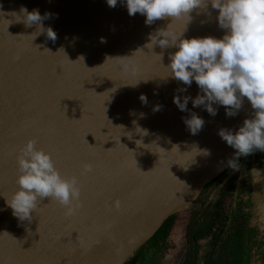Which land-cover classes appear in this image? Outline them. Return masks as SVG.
<instances>
[{
    "label": "water",
    "instance_id": "95a60500",
    "mask_svg": "<svg viewBox=\"0 0 264 264\" xmlns=\"http://www.w3.org/2000/svg\"><path fill=\"white\" fill-rule=\"evenodd\" d=\"M22 6L29 12L38 10L42 17L52 14L41 24L56 33L55 41L43 31L39 34L38 25L25 26ZM198 27L208 36L224 34ZM146 34L144 17L129 16L120 3L110 8L106 0H0V264L81 263L92 242V230L108 213L111 190L138 180L120 161L135 135L150 130L162 135L155 137L157 144L176 150L192 146L165 133V126L159 124L158 118L165 119L169 107L148 114L145 109V119L137 117L136 109L143 106L141 85L154 80L158 68L153 64L165 63L164 53L170 51L155 45L150 60L147 39L143 43L146 52L140 51ZM100 37L106 43H100ZM166 79L168 87L178 82ZM250 113L246 102L223 128L235 131ZM168 114L176 122L175 111ZM152 119L156 122L151 124ZM28 139H35L38 148L50 153L61 176L78 178L79 206L73 214H66L63 206L48 198L37 201L30 221H19L7 207L5 199L17 188L16 155ZM217 143L215 154L198 169L197 179H175L194 186L190 202L166 215L119 264L228 168L226 161L234 149L219 136ZM84 164L92 170L81 175ZM170 180L174 178L141 182L165 184Z\"/></svg>",
    "mask_w": 264,
    "mask_h": 264
},
{
    "label": "clouds",
    "instance_id": "9594fccd",
    "mask_svg": "<svg viewBox=\"0 0 264 264\" xmlns=\"http://www.w3.org/2000/svg\"><path fill=\"white\" fill-rule=\"evenodd\" d=\"M118 3L126 7L129 16L142 15L146 26L166 18H186L184 31L176 34L169 30L168 25L158 28L149 34L147 44L152 48L158 45L161 49H174L169 52L168 64L164 66L168 70L166 78L185 85L180 91L186 92L193 82L199 89L194 98L173 96L178 110L190 113L183 118L189 133L196 135L205 123L202 117L188 109L189 100L193 108L202 106L210 116L217 114L216 106H222L226 117L238 115L246 100L251 113L239 127L235 131L230 128L217 131L220 139L234 149L226 164L239 171L241 157L246 158L256 151L264 152V0H106L110 8ZM209 6L216 11V23L224 34L220 38H185L186 25L192 19L191 12ZM20 13L25 26L36 24L41 29L39 34L43 31L48 39L55 41L56 33L41 24L52 14L45 13L42 17L38 10L29 12L23 6ZM100 43H106V39L100 37ZM159 55L162 61L163 53ZM139 100L142 105L148 103L144 94L139 96ZM161 107L157 104L152 110L157 112ZM203 151L207 153V150ZM16 165L17 188L5 199L14 217L19 221H30L37 201L45 198L63 206L66 214L74 213L80 198L78 178L61 176L50 153L38 148L35 139H28L19 149ZM91 170L90 164H84L81 175ZM119 206V201H114V207Z\"/></svg>",
    "mask_w": 264,
    "mask_h": 264
},
{
    "label": "bare ground",
    "instance_id": "6f19581e",
    "mask_svg": "<svg viewBox=\"0 0 264 264\" xmlns=\"http://www.w3.org/2000/svg\"><path fill=\"white\" fill-rule=\"evenodd\" d=\"M193 11L194 14L191 12L193 14L191 22L188 23L190 27L197 29L199 27L196 24H201L207 25V28L211 31L215 30L214 24L212 28L208 25L211 19L209 18L210 13L209 15L206 14V9L200 8ZM210 11L213 17H216V11L213 9H210ZM177 21L179 20L177 19ZM177 21L166 18L162 21L157 20L150 26L145 25L147 34L140 41V51L146 52L143 43L146 39L147 43L149 42V34L155 32L153 28H157V26L164 28L169 24L168 28L171 31V26L176 23V28L174 27L176 31H184L185 26L181 28L182 24L179 25L180 22ZM214 21H216L215 18H213ZM206 22L208 23L206 24ZM147 45V52H149V58H151L153 49L151 44ZM169 52H171V49ZM164 54L165 63L163 62V65L159 64L161 66H158L159 68L157 67L158 64H154L158 68L157 72H154V80L150 81L148 86L146 82L141 85L140 94L147 96L148 103L136 109L137 117L144 120L149 111L159 113L169 107L170 112L168 113L174 111L176 113V122L170 119L172 116L164 113L165 119L164 116L158 118L160 120L159 124L165 126L164 132L167 130L169 131L167 134L175 135L176 138H181L185 142H192L189 144L192 146L176 150V148L173 149L166 144H157L155 137L161 138L162 135H154V132L150 130L146 131V135L143 131L135 135L134 139L130 141L131 148L121 154L120 161L128 173L133 177H138V180L135 183L111 190L108 199V213L104 218V222L92 230V242L88 244L86 253L79 264H119L122 258L132 252L136 244L145 239L166 215L181 209L189 203L195 189L194 186L175 179H186L187 181L197 179V171L202 163L216 152L218 129L225 127L233 118L225 116L222 106H216L218 109L217 114L210 116L202 106L193 108L191 100H189L188 109L205 121L203 130L196 135L190 134L183 122V118H187L190 113L178 110L173 103V96L183 97L188 95L194 98L199 89L195 83L187 88L186 92L180 91L184 87H181L178 82L168 87V80L165 78V76H168V70L165 66L168 63L169 53ZM157 104L162 106L161 110L153 112V106ZM145 109L147 114H144ZM141 113H143V116L140 115ZM155 122L156 119H152L150 123ZM156 130L159 131V129ZM203 150H207V153ZM164 177L174 178V180H170L165 184L141 182V180L152 181ZM114 201H119V208L114 207Z\"/></svg>",
    "mask_w": 264,
    "mask_h": 264
},
{
    "label": "flooded vegetation",
    "instance_id": "af4514ba",
    "mask_svg": "<svg viewBox=\"0 0 264 264\" xmlns=\"http://www.w3.org/2000/svg\"><path fill=\"white\" fill-rule=\"evenodd\" d=\"M238 163L239 171H235L231 167L226 168L217 177L208 182L198 196L201 203L200 207L204 206L208 200L209 204L208 202L206 204H213L211 209L206 206V208H208L207 210L205 209L203 213V218L207 222L205 226H208V232L210 235L208 238H203L204 241L200 242L201 248L199 249V256L197 257L199 261L198 264H204V262L206 263L211 256L213 233L216 234L218 228L227 229L229 232L232 231L234 234L243 233L244 231L246 233L251 232L253 235L252 239L255 240V247L259 246V251L262 250L264 253V152L256 151L254 154L249 155L246 158L241 157ZM254 170H262L260 178L257 179V182L254 176ZM247 174L250 175V178L246 181L248 186L244 191L239 190L236 186L239 184V186L245 187L246 183L244 175ZM236 176L238 178L236 180L235 187H231V181L232 179L235 180ZM228 184L230 185V189L225 191ZM211 195H215L212 200L210 199ZM230 204L232 207H230ZM220 234L222 237L224 233L220 232ZM204 243L208 244V248L207 253L202 256V244ZM171 245L173 246V241L170 238L165 245L160 247L163 249L156 252L154 255H159V257L163 258L165 252L169 250ZM187 246L188 243L186 234L182 233L181 241H178L174 245L172 253L173 256L170 264H187V262H185L187 261L186 256L178 257L177 255L180 251L184 250L185 247V250H187ZM220 249L222 248L220 247ZM235 253L228 251L227 255L232 256L231 254ZM218 254H220V256L223 255V253ZM214 259L217 260L215 256ZM262 262L263 263L261 264H264V258Z\"/></svg>",
    "mask_w": 264,
    "mask_h": 264
},
{
    "label": "trees",
    "instance_id": "16d2710c",
    "mask_svg": "<svg viewBox=\"0 0 264 264\" xmlns=\"http://www.w3.org/2000/svg\"><path fill=\"white\" fill-rule=\"evenodd\" d=\"M260 173L262 170H254V176L257 182V179L260 178ZM236 179L231 181V187H235ZM250 178V175H244L245 183ZM244 186V185H243ZM247 183L245 187L236 186L239 190H246ZM230 189V185L226 187V190ZM234 189V188H233ZM238 190V191H239ZM215 194V193H214ZM215 195H211L210 199H214ZM209 200L206 201V203ZM204 204V206L200 207V198L197 202L193 201L189 204L185 209L176 212L170 215L166 220L161 224V226L156 230V232L146 241V244L149 245V254H156V252L161 251L163 245L170 240L174 233L180 232L181 234H186L187 237V250L186 247L184 250L180 251L178 254L179 256H186L185 262L187 264H198L199 261L197 257L199 256V249L200 242L204 241L203 238H208L210 233L208 232V226L206 220H204V211L205 209L213 206V204L208 205ZM206 206H208L206 208ZM230 207L232 205L230 204ZM208 215V212H207ZM217 227V226H216ZM203 228V230H202ZM220 232H223V236L221 237ZM220 234V235H219ZM252 233H243L234 234L232 231L229 232L227 229H219L217 230L216 234L213 233V242H212V249H211V256L209 257L208 261L204 264H261L263 263L264 253L259 251L260 247H255V240L252 239ZM253 240V241H252ZM145 243V242H144ZM253 243V244H252ZM257 245V244H256ZM220 247L223 249H220ZM233 251H232V250ZM230 251L232 256H228L227 252ZM184 253V254H183ZM218 253H223L222 256ZM214 256L217 258L214 259ZM177 257V258H178ZM208 258V257H207ZM135 258L131 256L127 259L123 264H135Z\"/></svg>",
    "mask_w": 264,
    "mask_h": 264
},
{
    "label": "rangeland",
    "instance_id": "374dc122",
    "mask_svg": "<svg viewBox=\"0 0 264 264\" xmlns=\"http://www.w3.org/2000/svg\"><path fill=\"white\" fill-rule=\"evenodd\" d=\"M210 7H208L206 10H207V13L206 14H208L209 15V13H210V15H209V18L211 19L210 20V24L208 23V22H206V24L208 23V25L212 28L213 27V24H214V28H215V30H221L219 27H218V25H217V23H216V21H214L213 22V18H215V16L213 17V14L211 13V11H210ZM168 19H171V18H168ZM176 21H177V19H175ZM179 21H177V22H180V24L179 25H181L180 27L181 28H184L183 26H185L184 25V23L186 22V18L185 17H182V19L180 20V18L178 19ZM160 21H162V20H160ZM183 21V22H182ZM159 24V23H158ZM186 24V23H185ZM198 25H200L201 26V24H196V26L198 27ZM217 25V26H216ZM168 26H169V24H168ZM176 23L173 25V26H171V31H173V32H176L177 34H179V33H181V31H183V30H181L180 32H178V31H176ZM153 28V27H152ZM159 27L157 26V28H153V30H155L156 31V29H158ZM186 28L188 29V31H186L184 34V37L186 38L187 36V38H190V36H193V37H203V36H208V34L207 35H205L204 34V30L203 29H201L200 27L199 28H197V29H194V28H192V27H190L189 25H188V23H187V25H186ZM196 28V27H195ZM205 29H207V25H206V27H205ZM193 30V31H192ZM192 32V33H190V32ZM202 31H203V33H202ZM224 31V30H223ZM186 34H188V35H186ZM192 34V35H191ZM201 35V36H200ZM222 35H223V33H222ZM221 36H219V38H220ZM155 46V45H154ZM156 46H158V45H156ZM169 49H172V48H169ZM151 54H153V52L151 53ZM153 58V57H152ZM150 60H151V58H149ZM150 60H148V61H150ZM155 65H156V63H154ZM153 64V65H154ZM162 65H163V63H162ZM158 66H160L159 64L157 65V67ZM156 67V66H155ZM161 67V66H160ZM159 68V67H158ZM201 193V192H200ZM200 193L198 194V196L200 195ZM196 197L195 198V202H197V200H198V198L199 197ZM174 236H172L171 237V239H172V241H173V246L171 245L170 247H169V250L168 251H166L165 252V254H164V256H163V258L162 257H159V255H153V254H149V245L148 244H146V242L145 243H143L139 248H137V250L131 255V257L132 258H135V264H170V262H171V258H172V256H173V250H174V245L178 242V241H181V233L180 232H177V233H174L173 234ZM203 245V250H202V256H204V254L205 253H207V248H208V244H202ZM163 260V261H162ZM156 262V263H155Z\"/></svg>",
    "mask_w": 264,
    "mask_h": 264
}]
</instances>
